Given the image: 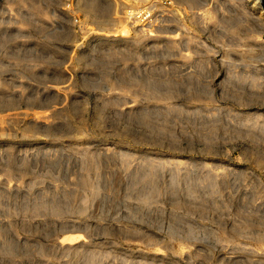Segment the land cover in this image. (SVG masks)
Returning a JSON list of instances; mask_svg holds the SVG:
<instances>
[{
    "label": "rangeland",
    "instance_id": "1",
    "mask_svg": "<svg viewBox=\"0 0 264 264\" xmlns=\"http://www.w3.org/2000/svg\"><path fill=\"white\" fill-rule=\"evenodd\" d=\"M0 264H264L257 0H0Z\"/></svg>",
    "mask_w": 264,
    "mask_h": 264
},
{
    "label": "bare ground",
    "instance_id": "2",
    "mask_svg": "<svg viewBox=\"0 0 264 264\" xmlns=\"http://www.w3.org/2000/svg\"><path fill=\"white\" fill-rule=\"evenodd\" d=\"M257 2L260 4L261 6V9L262 11L264 12V0H257ZM136 12H134V15H135ZM133 17V12L132 11H129V12H125V15L122 17V21L126 22V23H131L132 21H130V19ZM132 20V19H131ZM116 21V20H114ZM113 21V22H114ZM89 28V27H88ZM92 30V29H90ZM119 31H116V32H112V31H107L104 32L106 36H109V35H114V36H120V34L118 33ZM103 33V32H102ZM122 34V33H121Z\"/></svg>",
    "mask_w": 264,
    "mask_h": 264
}]
</instances>
